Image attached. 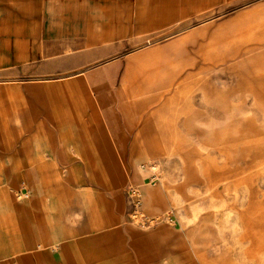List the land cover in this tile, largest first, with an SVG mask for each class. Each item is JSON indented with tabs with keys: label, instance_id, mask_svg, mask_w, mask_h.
Listing matches in <instances>:
<instances>
[{
	"label": "crops",
	"instance_id": "crops-1",
	"mask_svg": "<svg viewBox=\"0 0 264 264\" xmlns=\"http://www.w3.org/2000/svg\"><path fill=\"white\" fill-rule=\"evenodd\" d=\"M238 1L0 0V264H225L200 179L163 168L264 81Z\"/></svg>",
	"mask_w": 264,
	"mask_h": 264
},
{
	"label": "rangeland",
	"instance_id": "rangeland-1",
	"mask_svg": "<svg viewBox=\"0 0 264 264\" xmlns=\"http://www.w3.org/2000/svg\"><path fill=\"white\" fill-rule=\"evenodd\" d=\"M259 2L240 0L216 14L234 16ZM255 64L264 68V57H248L247 66ZM248 84L241 90L246 102L233 106L237 116L229 127L194 142L163 168L169 175L200 179V209L209 210L217 228L200 234L201 240L225 264H264V81Z\"/></svg>",
	"mask_w": 264,
	"mask_h": 264
}]
</instances>
